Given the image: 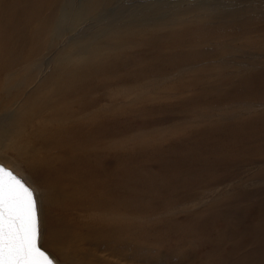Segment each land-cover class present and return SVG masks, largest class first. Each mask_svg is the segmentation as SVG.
<instances>
[{
  "label": "bare ground",
  "instance_id": "1",
  "mask_svg": "<svg viewBox=\"0 0 264 264\" xmlns=\"http://www.w3.org/2000/svg\"><path fill=\"white\" fill-rule=\"evenodd\" d=\"M144 1L0 0V148L13 151L62 211L47 229L53 254L44 250L56 264H229L236 250L222 245L228 230L236 233L228 224L241 215L233 204L250 197L246 178L231 180L226 187L234 193L226 194L219 178L205 180L202 173L216 160L204 151L234 139V131L222 136L225 127L216 122L190 133L195 125L186 121L193 117L179 114L138 129L130 121L183 75L207 65L204 54H236L238 39L225 42L209 26L243 23L246 11L236 0ZM28 71L37 75L12 84ZM160 79L170 80L156 84ZM2 166L34 193L41 248L37 187ZM225 199L231 207L216 209ZM167 205L180 207L183 219L160 217ZM258 216L252 226L263 228L255 242H263L264 212ZM218 220L228 227L214 230ZM185 245L208 248L183 260ZM251 252L242 257L248 261Z\"/></svg>",
  "mask_w": 264,
  "mask_h": 264
},
{
  "label": "rangeland",
  "instance_id": "2",
  "mask_svg": "<svg viewBox=\"0 0 264 264\" xmlns=\"http://www.w3.org/2000/svg\"><path fill=\"white\" fill-rule=\"evenodd\" d=\"M146 1L151 2L152 0H145L144 2ZM236 2L238 7L246 11L245 16L248 18L245 22L229 26L226 25L221 28L219 25L209 27L215 30V33H224L225 42L238 39L235 44L237 43L236 45L239 51L236 54L230 51H224L223 54L221 53L222 55L204 54L200 59L208 63L207 65L203 64L204 67L201 69L193 70L191 71L192 73L190 72L183 75L180 79V85H175L174 88L164 91L165 97L151 101L153 104H149V106L145 107L142 111L143 116L132 117L130 122L133 124L134 129H138L142 125H146L147 127L156 125L157 123L164 125L167 120L173 121L179 118V116L184 117L183 115H185L193 117L186 121L189 125L197 126L190 127L188 130L190 133L196 128L208 127L210 123L212 125H217L216 122L221 123L222 127H225L221 131L222 136L229 131H234V139L226 138L220 140L215 143V145L210 144L207 150L204 151V154L208 153L211 157L214 155L217 161L212 158L211 162L208 164L209 168L207 166L206 169L203 168L202 173L205 175V180L219 178V188L223 190L229 187H226V184H230L231 180H237L243 176L246 178L242 183L246 184V189L244 191L249 192L248 194L250 197L244 199V197L241 196L243 190L236 191L237 194L240 192L239 195L242 200H237L233 205L239 206L238 208L240 209L241 215H239L238 221H235L234 218V221L228 224L230 228L233 229L232 231L236 233L231 234L229 230L227 231L229 236H227L226 239L228 240L223 242L222 248L228 253L233 247L236 248V250L234 249V251H232V254H234L229 256V264H234L235 262L238 264L239 258H243L245 261V263L240 261L243 262L242 264H255V261L256 264H258L259 258L264 256V240L263 242H255V240L263 227L259 225L253 228L254 226L252 225L255 218L259 217L258 213L264 212V3L258 4L256 0H236ZM129 4H132V2L129 1ZM72 24L73 23H70L66 26H71ZM246 39H249L250 43H248L249 45L245 44V46L244 42ZM202 47L204 48L203 50L210 48L209 45H203ZM186 49L187 48H185V50ZM191 52L192 51H189V53ZM135 55L141 57L145 56L141 51L136 52ZM214 56L217 57L215 58ZM220 60L223 61L221 62ZM21 74L22 76H19L18 79L12 82L13 85H22L26 83L27 80L37 75L36 71H28ZM242 79H245V82H243L244 85H236ZM169 80L160 79L156 84L164 83ZM199 88L202 92L198 96L200 92ZM181 91L184 92L182 93ZM175 92L176 94H174ZM199 114H203V116L198 118ZM247 123L250 124L248 125ZM247 127L250 129L249 132L247 131ZM228 128H230V130H228ZM183 133L178 135L180 139H182L183 136L185 137ZM239 137L242 143H239ZM170 143L171 141L168 139L164 142L166 147H168ZM228 152H230V154ZM1 163L17 171V173L27 180L31 186H36L28 176L24 165L14 157L13 151L0 148V164ZM202 163L205 164V162ZM233 187L234 186H230L226 194L234 193ZM219 191V193L222 194V190ZM36 195L37 200H39L38 208L40 210H38L40 212L39 215L41 217L40 222L42 228L40 246L51 255L53 251L47 246V229L50 225V219L60 218L62 211H58L56 208L58 203L54 204V200H49V198L46 197L45 190L39 186L37 187ZM180 195H182L181 192L178 193L177 196ZM222 200L219 204H216V209L222 210L223 208L231 207L230 204H224L230 202L231 199ZM213 202L216 203L215 201ZM259 202H261V204ZM179 209L181 208L167 205L165 212L161 214V210L158 214L160 217L170 218L172 220L183 219L182 215L178 214ZM256 209L258 211H256ZM262 221H264V218ZM250 226H252V230H250L251 234L249 233ZM222 227L227 228L228 226L223 224L220 220L212 225L214 230H219ZM232 243L235 244L232 245ZM192 246V251L188 250L187 245L183 246V260H189V254L197 257L200 252L208 248L207 245ZM239 249L241 251H239ZM244 251L249 253L252 251L248 257L253 258H248L247 261L246 256V258L242 257ZM262 263H264V261L260 262V264Z\"/></svg>",
  "mask_w": 264,
  "mask_h": 264
},
{
  "label": "snow or ice",
  "instance_id": "3",
  "mask_svg": "<svg viewBox=\"0 0 264 264\" xmlns=\"http://www.w3.org/2000/svg\"><path fill=\"white\" fill-rule=\"evenodd\" d=\"M34 193L0 167V264H52L37 247Z\"/></svg>",
  "mask_w": 264,
  "mask_h": 264
},
{
  "label": "water",
  "instance_id": "4",
  "mask_svg": "<svg viewBox=\"0 0 264 264\" xmlns=\"http://www.w3.org/2000/svg\"><path fill=\"white\" fill-rule=\"evenodd\" d=\"M0 167H2L3 169L7 170L8 172H11L17 179H19L21 181V183H23L26 187H29L20 177H18L16 174H14L11 170L5 168L4 166L0 165ZM30 188V187H29ZM31 189V188H30ZM35 199V198H34ZM38 219V217H37ZM37 247L40 249V251L44 252L45 255H47L49 257V259L52 260V258L44 251L42 250L39 246H38V236H37ZM52 264H56L53 260H52Z\"/></svg>",
  "mask_w": 264,
  "mask_h": 264
}]
</instances>
